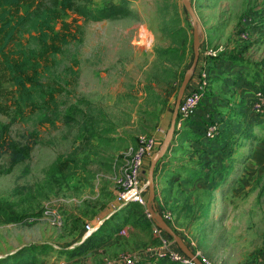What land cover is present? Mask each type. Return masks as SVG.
Instances as JSON below:
<instances>
[{"label": "rangeland", "instance_id": "rangeland-1", "mask_svg": "<svg viewBox=\"0 0 264 264\" xmlns=\"http://www.w3.org/2000/svg\"><path fill=\"white\" fill-rule=\"evenodd\" d=\"M185 1L198 24L183 0H89L91 9L122 6L128 13L100 21L72 12L63 16L75 38L49 58L48 68H39L43 89L58 91V117L54 119L48 105L27 108L22 116H15L13 107L7 115L0 114V129L10 123L9 135L15 141L24 142L33 131L38 134L29 158L8 172V154H0V264H118L124 256L143 259L175 247L181 254L174 238L155 226L146 206L128 205L124 218L116 219L123 227L107 235L85 206H95L104 194L99 174L108 170L105 165L110 167L116 151L131 146L128 161L139 135L156 136L161 123L163 133L168 132L178 88L193 61L195 28L203 37L199 56L219 49L216 57L205 58L208 61L251 59L255 70L264 60V0ZM54 27L60 30L62 21ZM141 28L149 44L140 39ZM162 50L171 53L160 57ZM79 97L103 112L101 126L110 128L113 141L84 145L78 125L65 123L66 108ZM232 100L221 95L211 102L204 96L202 103L219 111ZM44 116L54 123L41 122ZM233 116L222 126L230 136L223 139L218 160L201 159L194 152L183 162L195 171L211 164L209 181L201 183L203 175L198 180L188 177L187 195L178 203V194L169 195L160 211L172 215L168 224L204 264H264V115L252 110V117L238 118L240 123ZM58 155L71 159L70 173L64 180L57 175L48 181L46 169ZM104 205H98V211ZM132 217L138 223L124 227ZM86 225L97 229L86 236ZM92 234L104 238L73 252ZM105 238L110 242L102 245ZM147 261L183 264L171 258Z\"/></svg>", "mask_w": 264, "mask_h": 264}, {"label": "trees", "instance_id": "trees-1", "mask_svg": "<svg viewBox=\"0 0 264 264\" xmlns=\"http://www.w3.org/2000/svg\"><path fill=\"white\" fill-rule=\"evenodd\" d=\"M87 4L89 0H0V114L7 115L8 110L13 107L14 115L22 116L27 108L34 110L35 108L40 109L42 105H48L54 119L58 117V105L55 99L58 91L43 89L45 84L40 81L39 68L42 64L44 68H48L49 58L60 52L61 47L69 43L70 39L75 38L74 33L68 30L69 26L64 22L63 16L72 12L85 20L100 21L114 19L122 13H128V10L122 6L91 9ZM59 20L62 21V27L56 30L54 25ZM167 53L171 52L158 51L160 57L167 56ZM228 58L236 59L231 56ZM215 60L217 58L211 59V61ZM262 65L264 66V60ZM164 71L165 68H163V73ZM258 90L264 92V86L257 88ZM202 102L199 107L203 105ZM103 116L99 108L93 107L88 100L79 97L76 104H71L66 108L62 117L66 124L73 122L78 125V134L82 138V144L89 146L93 140L101 143L114 140L108 136L110 128L101 126ZM54 119L44 116L41 122L53 124ZM9 126L10 123H7L0 129V154L7 153L9 157L8 168L5 172L29 158L38 135L36 131H33L29 133L28 139L24 142L15 141L9 135ZM218 131L213 139L222 135L220 141H223L230 136L226 128L224 134L220 126ZM110 163L108 162V165ZM70 167L69 157L56 156L46 169L48 181L54 180L57 175H61L64 180L66 174L70 173ZM0 211H3L1 206ZM11 219L7 218V220ZM135 219L137 220V217ZM116 229L117 224L105 221L99 231L101 230L102 235H105L104 230L110 232ZM92 235L87 245L81 244L74 248L73 252L81 251L88 245L91 247L104 238V236Z\"/></svg>", "mask_w": 264, "mask_h": 264}, {"label": "crops", "instance_id": "crops-1", "mask_svg": "<svg viewBox=\"0 0 264 264\" xmlns=\"http://www.w3.org/2000/svg\"><path fill=\"white\" fill-rule=\"evenodd\" d=\"M204 68L210 77V88L206 94V96L210 98V101L213 102L214 99L219 98L221 95H228L233 100L228 107L221 108L219 111L215 108L210 109V105H208V108L207 105L199 107L195 114L185 121L183 128L174 130L167 149L168 151L157 160L154 168L153 183L155 190V207L157 211L161 210L160 204L163 205V201L165 198H168L169 195L172 194L173 196H176L178 194L179 199L177 200V203L187 195L186 182L190 180L188 177H196L198 180V176L200 177L203 175L201 183L204 184V179L209 181L210 174L208 166L211 164L208 166L199 165V168H196L197 170L195 171L193 170L194 166L188 165V167H193L188 169L187 165L183 162H186L187 159H191L194 152L198 154L201 159L211 158L213 160H218L219 150L223 147V141H220L222 135L216 139L209 140L205 137L206 129L211 123H216L222 128L226 120L229 119V117L232 119L233 115H235L233 118H236V122L239 123L240 121L238 118H245L246 116L252 117V109L249 106V101L252 99V93L255 89L264 86V70L262 71V63L257 65L254 70L252 69L251 59L240 58L233 60L228 57H220L216 61H208L200 55L195 70L197 71L198 69ZM262 117L263 118L260 119L264 121V116ZM159 126L160 128L158 129L155 138L158 143L161 144L163 143L167 132L163 133L164 129L162 126L164 125L162 123ZM233 128H231V131L235 132ZM222 131L223 134L226 132L225 129H222ZM130 148L131 146L127 148V150L124 147L123 150L119 149L116 151L113 158H111L110 167H107L108 170H101L102 172L99 176L103 179V183L101 182L99 187L102 188V193L104 194L98 198L99 202L94 201L97 206H85L86 210L92 209L89 212V218L92 217V220H96L97 226H101L103 222L107 221L110 224H117L116 231H119L121 229L120 227H123L121 226V223L116 221V219L122 216L124 218V213L129 206L120 207L117 203L115 198L117 190L112 179L114 178L112 177V172L116 175L126 166L128 162L126 153ZM150 157L151 155L146 157L145 160L142 173L143 180H145L148 175ZM184 167H186V169H184ZM161 194H163V198L160 200ZM84 199V202H89L87 198ZM91 203L93 204V202ZM102 204L105 205L98 211V205L101 206ZM66 213L68 214L70 211H67ZM135 218L136 217L129 218V226L127 224L124 227H127L128 229L134 228V223H138ZM103 234L107 235L108 233L105 231ZM117 235H119V233H112V237H116ZM104 240L105 243L102 241V245L110 242L108 238H105ZM83 242L85 245L88 244V240H85L81 241L80 245L83 244ZM141 260L143 261V264L167 263L150 262L153 260L147 261L149 260L147 257L143 259L141 258ZM145 260L146 262H144Z\"/></svg>", "mask_w": 264, "mask_h": 264}, {"label": "built area", "instance_id": "built-area-1", "mask_svg": "<svg viewBox=\"0 0 264 264\" xmlns=\"http://www.w3.org/2000/svg\"><path fill=\"white\" fill-rule=\"evenodd\" d=\"M139 35L140 39L144 38L145 42L149 44V38L147 36H143L146 35L143 28H141ZM217 52H219V49L217 50L216 48L214 50L204 51L201 55L203 58L216 57ZM209 86L210 78L205 68L192 71L191 79L178 105L175 130L180 129L183 122L195 114L196 110L199 108L200 102L203 101L204 95ZM250 108L256 114L264 115V92L260 90L255 91L254 97L250 101ZM218 130L219 126L216 123L210 124L206 129L205 137L207 139H213L218 134ZM161 146L162 143L159 144L155 136L142 134L137 137L136 146L132 151L126 166L114 175V184L117 190L115 198L120 207L130 204L146 206L148 182L147 179L143 180L142 178L143 168L146 157L159 151ZM157 213H159L167 223L172 220V215L169 212L164 211L162 213L161 211H157ZM96 229L97 227L86 225V236H89ZM146 257L148 259L171 258L175 260H182L181 263L183 264L192 262V260L186 257L183 253L180 254L177 249L172 251L170 250L167 253H150ZM140 260L141 258L137 256L134 258L124 256L121 260H119L118 264H138Z\"/></svg>", "mask_w": 264, "mask_h": 264}, {"label": "water", "instance_id": "water-1", "mask_svg": "<svg viewBox=\"0 0 264 264\" xmlns=\"http://www.w3.org/2000/svg\"><path fill=\"white\" fill-rule=\"evenodd\" d=\"M183 4L185 8L190 13L191 19L194 24H198L196 16L193 12L191 4L183 0ZM199 35H201V30L199 27L195 28L193 31V61L191 63L190 68L185 72L184 77L182 79V82L178 88L177 95L174 102V107L171 113V119L169 124V130L165 135L164 141L162 143V146L159 151L154 152L151 154L150 157V166L148 169V175H147V198H146V209L152 216V221L154 222L155 226L165 231L169 236L173 237L175 240V243L178 247V249L183 253L186 257L192 260L194 264H203L202 261L196 257V255L188 248V246L182 241V239L177 236V234L174 232L172 227L160 216L159 213L156 211L155 207V190H154V183H153V176H154V168L156 165L157 160L164 155L167 148L169 147L172 135L175 130V121L178 114V105L180 103V100L183 96V93L185 92V89L190 81L191 73L193 69L196 67L198 59H199V47L203 42V37L199 38Z\"/></svg>", "mask_w": 264, "mask_h": 264}]
</instances>
